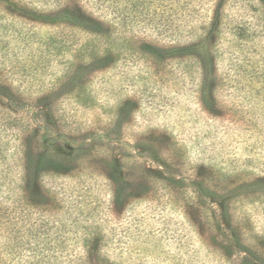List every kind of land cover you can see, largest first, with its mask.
Segmentation results:
<instances>
[{
  "label": "rangeland",
  "instance_id": "obj_1",
  "mask_svg": "<svg viewBox=\"0 0 264 264\" xmlns=\"http://www.w3.org/2000/svg\"><path fill=\"white\" fill-rule=\"evenodd\" d=\"M40 1L50 10L68 3L107 23L118 21L112 20L116 1ZM220 1L175 0V8L188 11L170 30L145 2L144 15L117 25L121 36L113 40L0 12L3 46L10 48L1 50L0 84L23 102L14 113L0 96V264H239V253L226 258L212 242L207 211L195 208L191 216L185 210L184 198L195 202L185 188L173 193L158 183L153 190L147 185L114 205L116 175L128 183L145 181L160 167L155 149L178 165L188 184L197 177L220 191L264 177V0H226L214 34L217 85L211 111L200 99L199 62L172 60L157 67L139 51L144 42L169 48L190 41L192 33L202 37ZM156 3L159 12L170 5ZM26 34L65 37L68 46L42 61L21 41ZM104 42L120 51L109 67L95 68L70 94L51 101L69 74L103 56ZM48 62L44 73L31 70ZM51 104L59 132L67 136L59 149L74 164L60 174L49 170L41 183L26 188V152L39 153L45 129L54 130L47 123ZM33 196L43 204H33ZM232 213L247 238L264 237V196L238 199ZM100 245L111 257L100 258Z\"/></svg>",
  "mask_w": 264,
  "mask_h": 264
},
{
  "label": "trees",
  "instance_id": "obj_2",
  "mask_svg": "<svg viewBox=\"0 0 264 264\" xmlns=\"http://www.w3.org/2000/svg\"><path fill=\"white\" fill-rule=\"evenodd\" d=\"M102 1L105 0H100V2ZM106 1H110L112 5L114 4L113 1L117 2L115 4L116 7L114 6V10H112V14H114L112 20H118V23L116 22L113 24L112 21L107 23L104 21L102 15H100V19L96 18L85 11L82 7L74 4L66 3L62 5L60 2L61 4L56 5L54 9L51 8L52 10H50L48 9V4L40 0H0V12L2 11L11 17L21 18L32 23H39L51 27L65 26L80 29L90 37H95L97 39L100 38L101 40H113L119 38L118 34L121 36L119 31H117V25L120 24L121 27H125L131 17V19L137 20L141 17L139 15H144L145 9H147L146 7H143L145 2H149L148 5L154 7L153 17L159 18L158 22L164 24L167 30L173 28L172 25L178 22L182 17L187 16L185 12L188 11V7L186 6H183L182 9L175 8L173 6L175 0H168L170 5L165 9V12H159V4L156 3L157 1L164 2L165 0H123L125 1L124 5L119 3L120 0ZM140 1H142V4L139 3ZM226 3V0L220 1L216 10V19L210 23L209 30L204 33L202 37H200V35H196L195 37V34L192 33L188 38L190 41H178L177 45L169 48L159 47L150 42H144L139 47V51L147 56L157 67H163L165 62L172 60L192 59L199 62L202 68L200 99L209 111L215 107L213 92L217 85L213 64V51L215 47L214 34L219 32L221 15ZM40 4H42V7ZM177 11L179 13L176 14ZM149 15L150 13L145 16L148 17ZM4 20V16L0 18V22H3ZM182 20L183 24H188V21H185V19ZM149 21H151V19ZM6 27L7 31L9 30L8 32H10L8 26ZM197 38L199 39L197 40ZM21 41L26 44V47L35 48L34 50L44 57V60L40 58L42 61H46L45 59H48L49 56L52 57L53 55H58L59 52L63 51L68 46V39L65 37H62L59 41L55 37H48L44 40L43 38L38 37L37 34H34L31 37H28L26 34L25 38ZM103 45V48L106 50L103 52V56L98 57L96 61L85 62L77 68L74 73L69 74L66 82H63L60 90L53 93L51 101L70 94V91L88 77V73L95 70V68L103 69L109 67V64L115 59L116 53L119 55L120 51L115 53L112 43L107 44L104 42ZM6 48L7 50H10L7 46H3L0 33L1 59L5 56L1 50ZM49 66L50 62L43 64L40 69L38 66H31V70H40L41 73H44ZM23 67L27 72V68L25 69L26 64H24ZM29 72H27V75ZM0 96L5 98L6 101L4 106H6L7 109H10L14 113H19L21 111L19 106L23 105L22 99L12 93L7 85L0 84ZM48 109L51 113L50 118L48 117L49 120L47 123L50 125L52 124L54 130L51 128L45 129L46 133L40 138V145L43 149H41L39 153L34 154L30 149L26 152L25 165L26 170L28 171L26 188H30L32 183L37 185L41 183L44 175L49 170L60 174L63 171H70V166L74 164L72 156L59 149L61 147V140H65L67 136L64 133L59 132L60 127L62 128V126L60 123L56 122L58 120V118L56 119L55 117L57 115L56 109H53L52 104ZM125 110L126 109H123V113ZM40 127L41 129H44L43 126ZM115 128L117 130L116 132L120 134L123 128V123L120 118L119 120H116ZM152 156L159 162L160 167L158 170H150L149 174L151 176H146L145 181L142 180L136 183V180H133L132 183H128L123 176L116 175L117 177L114 179L116 184L114 205L116 208L120 207V205L129 198L128 194L130 191L134 192L145 187L150 188L147 187V185L153 186L151 189L153 190L158 183L162 186L164 185L165 188L170 189L173 193L179 192L177 190L185 188L187 192H190L189 195L192 194V196H194L193 198L195 200L194 202L190 201V199L184 198L183 202L185 210H187L191 216L196 214L193 210L195 208H197L196 210L205 209L207 211L208 219H205V224L209 226L208 232L210 233L212 242L217 249L226 256V258L237 257L239 253L237 257L239 264H264V237H256L255 240L247 238V235H245L242 230L243 228L240 225V221L236 220L232 213V206L238 199L264 196V177H259L252 182L236 184L230 189L231 185L225 190L223 189L219 191L215 190L207 180H198L197 177L196 179H192L191 183L188 184L186 177L183 175L182 171H180L178 165L173 163L172 160L160 155L156 149ZM131 186H133V188L130 189ZM36 198L33 196L30 200L36 206L42 205L43 203L42 200H40V197ZM103 248L100 245V258L102 255L105 258L111 257L108 254H103ZM98 250L99 249H97V252Z\"/></svg>",
  "mask_w": 264,
  "mask_h": 264
}]
</instances>
